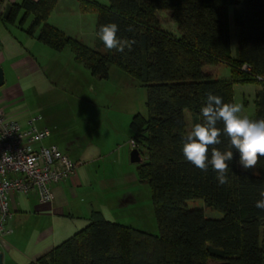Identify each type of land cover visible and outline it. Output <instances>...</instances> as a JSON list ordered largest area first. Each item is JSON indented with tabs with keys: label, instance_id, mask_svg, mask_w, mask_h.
<instances>
[{
	"label": "trees",
	"instance_id": "1",
	"mask_svg": "<svg viewBox=\"0 0 264 264\" xmlns=\"http://www.w3.org/2000/svg\"><path fill=\"white\" fill-rule=\"evenodd\" d=\"M106 1L78 0L82 12L96 11V32L100 25L116 23L119 37L135 40L131 51L101 52L46 22L58 0L12 3L3 19L22 26L33 14L25 29L29 36L57 51L69 46L74 60L97 79H107L115 66L145 88L148 114L135 113L129 126L135 148L141 157L146 154L135 167L139 182L151 187L159 233L92 211L86 226L27 264H264V210L255 207L264 193V157L252 174L238 168L234 150L229 183L220 185L211 166L201 171L182 152L185 112H191L194 124L202 122L208 92L234 103L235 82H258L253 119H264V0ZM230 7L238 27L235 56ZM161 10L170 12L180 36L161 29L156 18ZM219 63L230 66V79L212 77ZM245 64L248 71L242 69ZM221 141L215 147L223 151L229 141L223 135ZM196 198L222 216L207 217L184 202Z\"/></svg>",
	"mask_w": 264,
	"mask_h": 264
},
{
	"label": "crops",
	"instance_id": "2",
	"mask_svg": "<svg viewBox=\"0 0 264 264\" xmlns=\"http://www.w3.org/2000/svg\"><path fill=\"white\" fill-rule=\"evenodd\" d=\"M21 1L0 0V66L15 70L19 78L43 72L51 78L50 84L58 77L63 78L66 83L63 91L70 92L76 103L65 97L62 104H70L74 113L64 119L65 123L44 116L37 124L51 131L45 143L57 145L63 154L78 162V166L65 181L52 185L54 198L49 203H40L35 191L10 195L11 215L6 221L5 232L0 235L2 264H27L47 253L86 226L92 211L100 212L109 221L136 228L128 221L136 220L145 205L140 198L144 183L137 179V163L130 161L132 148L128 142L133 135L129 123L131 116L137 113L135 104L139 94L137 84L140 83L115 66L109 68L107 79H97L83 64L74 60L69 46L61 51L46 47L25 32L33 14L22 26L17 22H5L2 13L6 4ZM75 1L71 8L67 6V12L56 14L54 8L65 2L58 0L47 22L77 38L73 34L77 27L76 14L82 11L78 0ZM54 17L57 22L52 20ZM92 32L96 47L102 41L96 28L95 31L92 28ZM85 45L94 48L89 43ZM226 65L228 74L219 79L231 78V68ZM259 87L258 82L234 83L233 101L236 103L238 98L243 105L241 115L254 118V99ZM57 98L61 100V96ZM0 104L10 115L20 116L19 120L25 122L22 114L9 110L10 104H5V96L1 93ZM248 106L251 110L245 114L244 109Z\"/></svg>",
	"mask_w": 264,
	"mask_h": 264
},
{
	"label": "rangeland",
	"instance_id": "3",
	"mask_svg": "<svg viewBox=\"0 0 264 264\" xmlns=\"http://www.w3.org/2000/svg\"><path fill=\"white\" fill-rule=\"evenodd\" d=\"M65 2H61L56 6L55 12L58 14H63L66 11L67 6L72 7L76 3L75 0H72L73 3L69 0H63ZM95 1V0H94ZM100 2L107 3L106 0H99ZM69 8V9H70ZM72 10V9H71ZM67 12V11H66ZM232 7L229 8L230 15V38H231V55L235 56L236 46H237V34H238V27L235 24V20L232 16ZM77 27H75V31L73 32L74 36H76L81 42H85L91 44L94 47L95 38H93L94 32H92V28H96V18L97 13L96 11H88V12H80L76 14ZM170 12L166 10H161L157 12V17L161 24V29L171 32L176 36H180L181 33L176 28V23L169 17ZM55 22H57V17L52 18ZM48 20H46L47 22ZM49 23V22H48ZM81 28V29H80ZM97 49L101 52H107L108 50L104 47L103 42L96 45ZM94 47V48H96ZM4 73V83L0 87V93L5 96V104H10L9 110L12 113L22 114L23 117L26 119L28 117H39L40 119L54 118V120L58 121H65L64 119L69 115L73 114L69 105L62 104L66 97L69 102L76 103L75 97L70 92H64L63 87H66V83H64L63 78L58 77L56 82L50 84V77L45 76L43 72H39L37 74H33V76H25V77H18L15 73V70H11L8 67H3ZM214 79L222 78L226 76L229 71V67L226 64L219 63L216 64L214 67ZM18 87L15 88V86ZM139 86V94L137 98L136 105V112L140 113L143 116H147V106L146 104V90L143 86ZM255 87V86H253ZM258 87V86H257ZM18 91H17V90ZM16 90V92H15ZM67 90V88H65ZM9 93H8V92ZM7 92V93H5ZM239 93V91H237ZM8 97H6V95ZM57 96H61V100L57 98ZM236 103L240 104L238 98L235 100ZM62 104V105H61ZM251 110L250 106L244 109V113L247 114ZM8 114L9 112L6 111ZM191 112L186 110L185 112V119L187 121L186 128L188 131L194 125V120ZM21 115V116H22ZM15 117V116H14ZM20 116H16L17 119ZM23 122V121H21ZM65 123V122H64ZM129 142V141H128ZM130 145V142H129ZM131 147V146H130ZM143 151L142 159H146V154ZM238 163V162H237ZM238 168L244 170L238 163ZM247 171L251 172L252 174L258 173L257 167L255 169H248ZM151 187L147 184H143V189L140 190V198L142 204L145 203L143 206V211L136 217V220L128 221L133 224L136 229L145 230L147 232L158 234L159 229L157 228V221L155 218L153 203H152V192L150 191ZM189 208H198L202 209L203 213L210 218H219L222 216L219 211L216 209L206 206L202 199H189L184 201Z\"/></svg>",
	"mask_w": 264,
	"mask_h": 264
},
{
	"label": "clouds",
	"instance_id": "4",
	"mask_svg": "<svg viewBox=\"0 0 264 264\" xmlns=\"http://www.w3.org/2000/svg\"><path fill=\"white\" fill-rule=\"evenodd\" d=\"M127 30L132 31L131 27ZM118 31L116 23H108L100 25L97 36L109 51L124 53L126 48L131 51L136 41L119 37ZM242 110L243 105L225 103L221 96L208 92L200 110L202 122L195 123L184 137V159L204 172L211 166L220 185L229 183L234 150L239 153L238 163L244 170L255 169L259 159L264 157V119L241 115ZM218 122H222V128L217 127ZM222 135L229 141L223 151L215 147L222 143ZM255 207L264 210V193Z\"/></svg>",
	"mask_w": 264,
	"mask_h": 264
},
{
	"label": "built area",
	"instance_id": "5",
	"mask_svg": "<svg viewBox=\"0 0 264 264\" xmlns=\"http://www.w3.org/2000/svg\"><path fill=\"white\" fill-rule=\"evenodd\" d=\"M248 71V67L242 66ZM39 117L21 122L0 104V235L11 215L10 195L35 191L40 203L53 200L52 185L74 174L78 162L54 143L46 144L50 129L38 126ZM130 140L131 148L136 147Z\"/></svg>",
	"mask_w": 264,
	"mask_h": 264
},
{
	"label": "water",
	"instance_id": "6",
	"mask_svg": "<svg viewBox=\"0 0 264 264\" xmlns=\"http://www.w3.org/2000/svg\"><path fill=\"white\" fill-rule=\"evenodd\" d=\"M10 8H11V4H9V3L6 4L5 9L2 13L3 18H7L9 11H10ZM3 83H4V73H3L2 67L0 66V86H2ZM129 155H130V161L132 163H140L142 161V157L136 148H132ZM0 264H2V253L1 252H0Z\"/></svg>",
	"mask_w": 264,
	"mask_h": 264
}]
</instances>
